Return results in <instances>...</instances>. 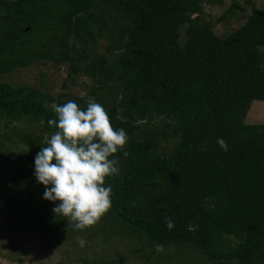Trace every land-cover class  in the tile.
I'll use <instances>...</instances> for the list:
<instances>
[{"label":"trees","instance_id":"trees-1","mask_svg":"<svg viewBox=\"0 0 264 264\" xmlns=\"http://www.w3.org/2000/svg\"><path fill=\"white\" fill-rule=\"evenodd\" d=\"M202 3L0 0V78L38 62L67 64L92 84L71 100L85 108L95 99L129 136L115 154L119 174L105 179L110 209L73 229L33 175L56 131L51 103L68 100L0 82V179L19 229L48 243L124 237L190 264H264V124L244 122L249 104L264 101V8L215 40Z\"/></svg>","mask_w":264,"mask_h":264},{"label":"rangeland","instance_id":"rangeland-1","mask_svg":"<svg viewBox=\"0 0 264 264\" xmlns=\"http://www.w3.org/2000/svg\"><path fill=\"white\" fill-rule=\"evenodd\" d=\"M203 14L213 24L211 39L218 40L245 24L249 15L264 8V0H203ZM233 9V14H227ZM185 37H181L184 43ZM105 42L95 48L102 54ZM67 64L57 65L43 61L29 68L16 69L2 76L0 82L13 87L37 89L53 100L85 99L92 84L84 76L68 74ZM246 124H264V101H252L244 115ZM22 131L26 125L18 126ZM7 188L0 179V264H190L177 257L171 249L158 251L142 247L128 238L110 237L103 240L101 234L86 241L81 247L78 240L48 243L33 232L19 229L7 210ZM156 250V251H154Z\"/></svg>","mask_w":264,"mask_h":264},{"label":"clouds","instance_id":"clouds-1","mask_svg":"<svg viewBox=\"0 0 264 264\" xmlns=\"http://www.w3.org/2000/svg\"><path fill=\"white\" fill-rule=\"evenodd\" d=\"M55 113L47 123L55 126L34 157V173L38 183L45 186L43 198L53 201V213L66 217L73 229L83 230L94 225L111 207V184L106 177L120 172L118 157L129 139L127 131L114 128L106 108L89 99L81 108L75 100L51 103ZM217 142L227 148L221 137ZM127 156L128 153L124 152ZM171 230L175 224L168 217ZM81 247L85 239L78 237ZM162 245H157L161 251Z\"/></svg>","mask_w":264,"mask_h":264}]
</instances>
